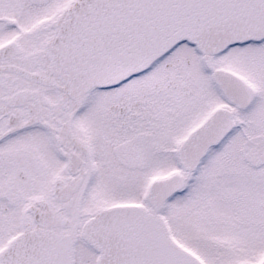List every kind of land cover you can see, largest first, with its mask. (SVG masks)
<instances>
[{"label": "snow or ice", "instance_id": "snow-or-ice-1", "mask_svg": "<svg viewBox=\"0 0 264 264\" xmlns=\"http://www.w3.org/2000/svg\"><path fill=\"white\" fill-rule=\"evenodd\" d=\"M0 264H264V0H0Z\"/></svg>", "mask_w": 264, "mask_h": 264}]
</instances>
